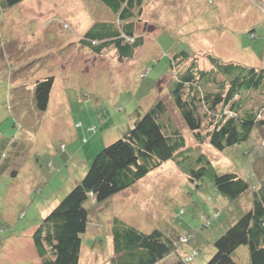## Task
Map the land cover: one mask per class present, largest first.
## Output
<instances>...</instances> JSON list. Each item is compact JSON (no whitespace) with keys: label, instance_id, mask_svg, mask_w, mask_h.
Masks as SVG:
<instances>
[{"label":"rangeland","instance_id":"obj_1","mask_svg":"<svg viewBox=\"0 0 264 264\" xmlns=\"http://www.w3.org/2000/svg\"><path fill=\"white\" fill-rule=\"evenodd\" d=\"M263 3L143 0L136 34L144 44L132 59H118L113 49L96 55L77 44L93 24L113 19L99 0H24L0 9V164L8 167L0 172V264H40L32 234L41 218L82 179L102 148L132 128L137 113L168 97L170 56L197 53L202 69L208 68L206 54L264 68ZM49 77L47 107L40 112L35 88ZM168 115L187 144L196 146L171 103ZM251 142L225 152L207 142L197 146L215 171L238 173L254 185L264 147ZM90 210L85 239L102 241L91 247L81 236L79 264H109L115 219L145 233L164 231L169 221L175 233L192 237L183 251L197 246L192 264H205L214 241L241 215L209 180L191 185L172 162ZM95 215L99 223L92 225ZM235 254L239 264L248 263L245 248Z\"/></svg>","mask_w":264,"mask_h":264},{"label":"trees","instance_id":"obj_2","mask_svg":"<svg viewBox=\"0 0 264 264\" xmlns=\"http://www.w3.org/2000/svg\"><path fill=\"white\" fill-rule=\"evenodd\" d=\"M23 1L1 0L0 9ZM99 1L113 19L93 24L77 44L96 55L113 49L118 59H132L144 44L143 35L136 34L143 0ZM195 54L182 50L170 56L165 87L168 97L156 98L145 113H137L132 128L102 148L82 179L41 218L32 234L40 264H79L81 236L85 239L90 227V208L129 190L166 162L176 165L191 185L200 186L204 179L209 180L220 196L241 212L214 241L213 253L205 264H239L235 253L240 247L248 255L244 264H264V165L253 171L257 184L250 185L238 173L215 171L198 148L207 142L216 151L225 152L249 141L264 147V68L206 54L208 68L202 69ZM187 61L189 64L178 73L177 68ZM173 73L177 74L174 80ZM51 86L52 77L37 83V111L46 110ZM168 102L199 146L187 144L172 124ZM4 142L11 143L8 139ZM7 169L0 164L1 174ZM96 217L92 225L99 223ZM163 223L164 231L154 228L145 233L127 222L113 220L109 264H192L199 253L197 246L191 245L190 254L182 250L192 238L190 233L180 236L169 221ZM100 238L85 242L92 247L102 241Z\"/></svg>","mask_w":264,"mask_h":264},{"label":"crops","instance_id":"obj_3","mask_svg":"<svg viewBox=\"0 0 264 264\" xmlns=\"http://www.w3.org/2000/svg\"><path fill=\"white\" fill-rule=\"evenodd\" d=\"M9 141H11V140H9ZM8 144V143H7Z\"/></svg>","mask_w":264,"mask_h":264}]
</instances>
